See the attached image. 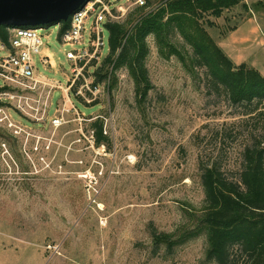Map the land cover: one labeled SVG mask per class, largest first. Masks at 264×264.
<instances>
[{"label":"rangeland","instance_id":"obj_1","mask_svg":"<svg viewBox=\"0 0 264 264\" xmlns=\"http://www.w3.org/2000/svg\"><path fill=\"white\" fill-rule=\"evenodd\" d=\"M166 1L147 0L140 8L132 0H107L108 19L131 29ZM258 2L243 0L199 24L219 46L233 38L225 47L232 60L264 75ZM101 27L102 60L83 70L78 84L90 90L82 100L63 91L73 68L66 53L82 45L63 44L60 24L38 30L37 74L62 88L54 90L47 118L37 122L0 108V264H215L206 259L199 162L238 179L244 149L264 146V102L232 103L208 70L194 65L192 43L177 29L168 46L147 39L148 86L139 87L127 67H108L95 91V72L110 53L109 32ZM93 28L91 19L88 40ZM55 117H63L61 126L52 124Z\"/></svg>","mask_w":264,"mask_h":264},{"label":"trees","instance_id":"obj_2","mask_svg":"<svg viewBox=\"0 0 264 264\" xmlns=\"http://www.w3.org/2000/svg\"><path fill=\"white\" fill-rule=\"evenodd\" d=\"M242 2L167 0L147 16L141 14L131 29L118 22H108L110 53L103 61V68L95 72L96 86L107 78L105 68L108 67L114 70L127 67L139 87L148 86L145 68L149 53L147 39L154 36L158 44L168 46L173 29H177L192 43L194 65L206 68L213 81L227 91L232 103L262 104L264 75L245 63L237 65L199 24L204 16L219 18L224 10L235 8ZM255 10L264 11V0H259ZM61 25L62 34L69 29L70 20ZM6 28H0V37L7 42ZM171 53L179 55L177 51ZM76 91L77 87L73 94ZM102 136L100 128L95 140L98 145L103 144ZM243 157L244 167L236 180L226 178L213 163L205 164L203 159L199 162L206 193V208L201 217V227L208 243L206 259L215 264H264L263 144L246 147Z\"/></svg>","mask_w":264,"mask_h":264},{"label":"built area","instance_id":"obj_3","mask_svg":"<svg viewBox=\"0 0 264 264\" xmlns=\"http://www.w3.org/2000/svg\"><path fill=\"white\" fill-rule=\"evenodd\" d=\"M113 1L110 0V4ZM132 1L140 8L148 6L147 0ZM110 15L107 0H92L71 16L70 27L61 34V41L65 45L81 44L82 48L66 53L67 60L73 68L71 80L63 89L65 94L73 93L77 87L76 96H83L85 87L88 88L86 84L78 86V81L89 64H98L102 60L105 45L104 29L101 26L106 27L110 22L108 19ZM91 19L94 20V33L92 39L88 40L86 25ZM38 30L7 27L8 41L0 37V52L6 53L0 58V108H15L37 122H43L48 116L54 90L61 87L42 80L37 74L35 57L40 55V48L43 46V39ZM41 62L43 65L49 64L46 58H42ZM94 88L98 91L99 85ZM67 101H70L69 97ZM88 102L91 103L90 100ZM33 103L36 107L32 105ZM5 119H9L7 114ZM51 122L59 127L63 123V117H55Z\"/></svg>","mask_w":264,"mask_h":264},{"label":"water","instance_id":"obj_4","mask_svg":"<svg viewBox=\"0 0 264 264\" xmlns=\"http://www.w3.org/2000/svg\"><path fill=\"white\" fill-rule=\"evenodd\" d=\"M92 0H0V28L43 29L70 20ZM46 26V27H45Z\"/></svg>","mask_w":264,"mask_h":264},{"label":"crops","instance_id":"obj_5","mask_svg":"<svg viewBox=\"0 0 264 264\" xmlns=\"http://www.w3.org/2000/svg\"><path fill=\"white\" fill-rule=\"evenodd\" d=\"M235 33H237V35L239 34V30H236V31H234V34ZM233 37V36H232ZM231 39H233V38H231V37H229L228 38V41H226L225 43H222L221 45H220V47L224 50V52L225 53H227L228 55H229V57L232 59L233 57L230 55V53L228 52V50L225 48L226 47V43L227 42H229ZM240 65V64H239Z\"/></svg>","mask_w":264,"mask_h":264}]
</instances>
